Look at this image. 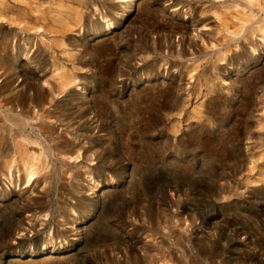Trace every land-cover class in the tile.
Listing matches in <instances>:
<instances>
[{
  "label": "rangeland",
  "instance_id": "obj_1",
  "mask_svg": "<svg viewBox=\"0 0 264 264\" xmlns=\"http://www.w3.org/2000/svg\"><path fill=\"white\" fill-rule=\"evenodd\" d=\"M82 1L79 7V0H0V29L10 34L9 44L0 52V66L11 65L19 45H30L29 55L36 52L43 71L38 72V64L25 55L21 58L37 73L36 89L45 98L46 113L54 119L80 118L76 117L79 105L68 95L75 97L81 91L73 77L87 75L88 70L80 69L77 52L67 46V39L83 33L71 18L74 8L83 16L92 15L90 0ZM236 1L140 0L123 28L86 39V50L92 51L94 42L112 37L106 56L113 80L111 84L99 73L89 75L93 88L87 95L95 93L99 103L104 93L128 100L149 90L157 79H141L138 71L143 64L141 47L152 38L148 23L154 18L164 35L169 31L165 18L181 24L194 14L199 20L202 38L194 39L200 59L195 65H184L181 88L173 90L175 107L170 112L153 111L151 127L129 111L113 114V121L95 116L101 127L83 142L100 154L90 160L64 158L67 162L58 161L55 170L51 164L46 166L38 147L19 137L10 139L0 130L4 140L0 147V264L39 260L46 256L39 255L44 246L46 252L53 251L50 255L62 259L38 264H264V90L253 92L246 113L238 103L239 95H234L245 66L226 78V72L217 69L241 51L230 41L233 30L251 12L254 19L260 14L257 7H244L249 0L241 5ZM176 2L179 5L171 8ZM114 3L119 13L118 0ZM180 10L183 15L178 14ZM186 32L194 37L191 28ZM170 37L175 43L181 36ZM219 52L224 60H217ZM177 68L165 73L161 68L168 84L176 85L171 75ZM3 70L0 67V106L19 92L21 81ZM33 119L35 124L40 122ZM3 125L7 122L0 116V129ZM80 132L85 134L87 129L82 127ZM68 139L79 143L82 136L68 135ZM129 150L132 154L127 155ZM23 162L37 168L30 181ZM87 166L94 169V180L102 186L92 195L95 190L89 189L85 178ZM111 177L115 183L106 186ZM107 189L113 192L102 203L98 195ZM16 198L19 205L12 211L6 203ZM84 198L92 199L93 209L87 214L82 211L81 216L75 209L76 221L61 224L63 218L71 220L69 206ZM73 226L77 229L70 232ZM83 226H87L86 241ZM136 238L150 248L135 253L131 246ZM238 243L251 250V260L228 262V252L243 257ZM66 255L72 257L63 258Z\"/></svg>",
  "mask_w": 264,
  "mask_h": 264
},
{
  "label": "bare ground",
  "instance_id": "obj_2",
  "mask_svg": "<svg viewBox=\"0 0 264 264\" xmlns=\"http://www.w3.org/2000/svg\"><path fill=\"white\" fill-rule=\"evenodd\" d=\"M90 2L92 6V15L87 14L83 16V12L79 10L77 11V9L74 8L73 11L75 13L71 17L73 18V21L80 26L78 32H81L83 29L82 35L79 34L75 38L67 39V46H71L73 48L72 50L77 52L76 61L81 65L80 69L86 68V70H88L86 73L87 75H77L73 77L79 81L81 91L78 92L75 97L72 93L68 95L72 98L73 102H76L79 105L77 108L78 116L76 117L80 118L77 119V121H74L73 119L63 120L58 117L54 119L46 113L45 98L36 89L37 85L34 83L37 73H34V71L29 69V62L38 64V72L43 71V66L37 62L38 56L35 55L36 52H34L32 56L29 55L31 52L30 45L25 42L23 45H19L18 51L13 52L15 54L12 55L11 65L3 62L2 64H4L5 67L0 66L4 69L3 71H5L3 74H6V72L9 71L11 75L18 77V79L21 78L20 83L17 85L20 89L19 92L11 98L7 97V100L4 103L5 105L0 106V116L7 122V125H3V129L0 130L8 134L10 139L19 137L29 144L38 147L41 153L39 155H44L47 159L45 162L46 166L51 164L54 170L58 166V161L67 162L64 158L67 160L79 161L80 157H82L83 160H90L95 154H100L96 153L99 152L97 148L94 149L89 146V144L86 145V143L83 142V140L87 138V135L91 134L95 129L98 131V128L101 127L95 116L100 117L102 120L113 121V114L129 111V114L138 113L141 116V119L145 120V122H147L148 125L150 124L151 127L154 122L153 111L164 110L170 112L175 107L177 99L174 98L173 90L175 88H181L184 74L183 67H186L187 65L189 66V62L192 65H195L200 59L195 50L196 41L194 38L198 37L201 39L202 35L197 27L200 22L196 19L194 14L190 16L187 23L181 24L177 23L172 18H162L164 19L163 23L169 28L168 33L164 35L160 34L157 22L153 18L147 26L148 28H151L149 33L152 35V38L146 41L148 45L141 47V61L143 64L139 66L138 71L140 72L139 76L141 79L157 78L156 81L152 82L148 88L149 90L144 89L143 94L134 97L130 96V99L128 100H122L121 97L113 98L104 93L101 96L102 102H97L95 93L87 95L88 90L93 88L90 83L89 75L91 76L99 73L106 76L108 82L111 84L113 83L111 78V60L106 56V49L108 48L109 41L112 37L109 36L104 40L94 42L92 51L86 50V39L102 38L119 27L123 28L124 23L129 19L133 8L139 6L140 0H118L119 7H121L119 13H117L118 7L114 3V0H90ZM83 3L82 0H79L77 5L80 7ZM236 3L241 5L242 0H237ZM245 3L244 7L249 6L250 9L257 7L260 14L257 19H254L252 15L253 13L251 12L249 16L250 18L242 19L241 24L237 26V29L233 30L232 34H234V38L230 41L237 43V46L241 47V51L235 52L227 59L225 65L217 66V69L219 71H225L227 75H225L224 78H226L228 77L229 72L239 71L240 66H245V73L243 78L240 79V82L236 85L234 95H239L237 99L238 103L240 104L241 109L247 113L250 110V106L248 107V105L250 98L253 96V92L256 89L264 90V76L262 75V72L264 71V0H255V3H253L252 0H249L245 1ZM177 5H179L178 2L170 7L172 8ZM178 14L183 15L184 13L180 10ZM95 15L96 17L94 18ZM187 27L192 29L194 37H188V32H186ZM173 33H180L181 36L175 43L170 37ZM253 35H255L257 39L253 38ZM0 40H2L0 48V52H2L10 42V34L0 29ZM222 44L226 45L227 42ZM175 47H179L180 49H177L176 51ZM163 51H166L167 54ZM256 51H258L257 56L254 54ZM136 54L133 57H135ZM21 55H25L26 60L29 62L22 60ZM216 56L217 60H224L221 52L216 54ZM96 58L98 60H96ZM162 67H164V73L165 70L169 72L172 68L178 67L177 73L171 75V79L176 85L172 83L168 84L165 81L161 70ZM3 74H1V76H3ZM66 85L67 84L64 83L62 88L66 87ZM161 98L164 100L161 101ZM211 98L214 99L213 96H211ZM91 114H93L92 117ZM33 118H38L40 122L35 124ZM115 122L117 123V121ZM82 127L87 129V133L84 134L80 132ZM68 135L79 138L82 136V140L79 143H75L68 139ZM3 142L4 140L0 138V147ZM1 151L2 149L0 148V157ZM128 154H132V151L129 150L127 155ZM91 161H93V159H91ZM23 168L26 173L27 181H30L37 172L36 166L30 162H23ZM86 170L85 178L87 179V186L90 190H95L89 193L92 195L100 191L102 186L97 178L94 180L92 175L94 169L87 166ZM76 176L78 177L79 174ZM76 176L74 178L77 179ZM89 180H93V184L89 183ZM114 183L115 179L111 177L110 180L107 181L106 186ZM111 192H113L112 189H107L98 195L102 203L109 199V194H111ZM6 204L7 207L14 211L19 205V199L16 198ZM93 207L94 202H92V199H77L75 204L69 206V212H71L69 216L72 221L64 219V215L61 213H58V217L63 218L61 224H73L74 221H76L75 217H73V213H76L74 211L75 209L78 210L79 215H83L90 212ZM82 211L86 212L82 214ZM53 218H56L55 212H53ZM75 229H77V227L72 228L70 232ZM81 231H83V239L86 241L87 226L81 227ZM56 234L58 235L59 231H56ZM238 244L241 247L243 257L234 256L232 253L228 252L229 255L226 260L228 262L232 259H239L240 261L251 260V250L242 243ZM131 248L136 253L137 250L149 249L150 247H147V244L143 239L136 238L135 242L132 243ZM46 251L47 248L44 246L42 251L39 252V255L46 256L39 260H33L27 263L8 261V263L38 264L41 262H51L56 259H62V257L50 255L53 253L52 250L49 252ZM71 257L72 255H66L63 258L69 259ZM260 257V255L254 254V259L256 261H261ZM67 264L75 263L69 261Z\"/></svg>",
  "mask_w": 264,
  "mask_h": 264
}]
</instances>
